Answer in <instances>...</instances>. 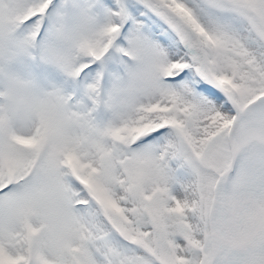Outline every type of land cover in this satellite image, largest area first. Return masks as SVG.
I'll return each mask as SVG.
<instances>
[{
    "label": "snow or ice",
    "instance_id": "obj_1",
    "mask_svg": "<svg viewBox=\"0 0 264 264\" xmlns=\"http://www.w3.org/2000/svg\"><path fill=\"white\" fill-rule=\"evenodd\" d=\"M0 264H264V0H0Z\"/></svg>",
    "mask_w": 264,
    "mask_h": 264
}]
</instances>
